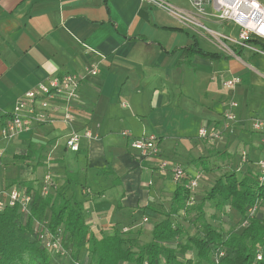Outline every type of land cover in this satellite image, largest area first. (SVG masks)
<instances>
[{
	"label": "crops",
	"instance_id": "1",
	"mask_svg": "<svg viewBox=\"0 0 264 264\" xmlns=\"http://www.w3.org/2000/svg\"><path fill=\"white\" fill-rule=\"evenodd\" d=\"M171 1L190 7L186 0ZM207 25L239 36L234 23ZM256 40L252 48L227 42L229 51L143 0H0V193L27 191L20 186L25 181L39 188L49 175L50 192L63 188L84 203L92 232L128 228L150 241L183 179L175 167L195 177L206 173L192 161L200 157L227 162L228 170L258 169L264 158L262 135L252 125L264 116V44ZM91 66L98 72L83 81L70 118L63 105L52 102L44 110L37 100L34 110H22L26 128L3 134L26 92ZM232 77L240 82L229 89L225 82ZM228 111L236 121L226 120ZM204 127L208 135L201 137ZM85 130L93 137L70 150L68 135ZM143 135L157 137V156L132 147Z\"/></svg>",
	"mask_w": 264,
	"mask_h": 264
},
{
	"label": "trees",
	"instance_id": "2",
	"mask_svg": "<svg viewBox=\"0 0 264 264\" xmlns=\"http://www.w3.org/2000/svg\"><path fill=\"white\" fill-rule=\"evenodd\" d=\"M256 41L264 44L262 40ZM27 157V154L19 155L20 159ZM202 159L192 161L201 164L206 172L212 171L209 162L203 159L206 162L202 163ZM260 177L259 167L248 168L241 177L235 169L227 170L214 181L201 202L191 203V191L186 183L194 176L187 173L178 181L171 207L154 225L148 242L132 235L130 229L98 235L87 224L82 201L67 196L63 188L42 195L40 187L22 182L20 186H25L27 192L33 190L31 212L25 215L18 206L0 210V264H58L54 252L48 250L36 234L35 220H46L51 232L61 234L70 255L63 264H85L81 259L84 251L91 256L90 264H215L214 256L219 249L225 251L219 264H264V216L250 214L252 207L264 202V181ZM219 196L217 206L222 207L223 201H229L240 215L241 230L226 232L206 219V202ZM194 211L197 216L192 218ZM172 216L193 222L196 232L187 233L185 226L173 223ZM182 236L186 237L184 241L172 244ZM189 251H195V257L179 256ZM259 253L262 258L258 260Z\"/></svg>",
	"mask_w": 264,
	"mask_h": 264
},
{
	"label": "built area",
	"instance_id": "3",
	"mask_svg": "<svg viewBox=\"0 0 264 264\" xmlns=\"http://www.w3.org/2000/svg\"><path fill=\"white\" fill-rule=\"evenodd\" d=\"M157 6L177 17L185 26L202 29L210 34L218 43L227 50L232 51L227 42L245 47H251V39L264 41V4L259 0H186L189 9L181 8L171 0H143ZM231 22L239 28V36L232 38L225 34H220L208 27V22ZM252 48V47H251ZM98 68L91 66L86 68L84 73H65L63 75L52 76L46 81L40 82L35 88L29 90L23 99L17 104L13 115L8 118L2 127L5 136H13L22 132L29 119L22 114V110L29 106L30 110L35 109L36 101L40 100L42 108L47 109L52 102L58 106L63 105L66 108V118H70L69 111L71 102L75 100L80 92L83 81L88 75H96ZM240 82V78L232 77L225 82V86L229 89L235 88ZM233 108L238 106L235 101L231 102ZM227 121H236L237 115L233 111L225 114ZM253 129L262 135L264 142V116L255 117L252 121ZM129 134V132H125ZM130 135V134H129ZM199 135L206 137L208 130L204 127L200 130ZM92 132L89 130L72 131L67 137V147L72 151H79L84 138H92ZM132 147L139 151L144 157L157 156L160 147L157 143L155 135H143L135 138ZM1 155V153H0ZM243 152V158L246 157ZM168 162L164 161L162 167H167ZM261 171V180H264V158L258 162ZM174 171L178 179L185 177V171L181 166L175 167ZM198 175L186 183V187L192 192L198 185ZM52 185L51 176L47 175L40 186L42 195L50 192ZM33 195L19 188L4 190L0 193V210L6 206H18L21 213L29 215L31 212ZM257 205L250 209V214L255 213ZM147 220V218H145ZM36 234L42 240L44 246L53 252L61 255L69 254V250L63 244V238L59 233H53L48 227L46 220H35ZM127 231L128 228L123 229ZM225 254L224 249H219L214 256V263L219 264L221 257ZM262 254L259 253L257 259H261ZM80 264V262L76 263Z\"/></svg>",
	"mask_w": 264,
	"mask_h": 264
},
{
	"label": "rangeland",
	"instance_id": "4",
	"mask_svg": "<svg viewBox=\"0 0 264 264\" xmlns=\"http://www.w3.org/2000/svg\"><path fill=\"white\" fill-rule=\"evenodd\" d=\"M259 1L264 4V0H259ZM186 4H188L187 1H186ZM238 158L243 159L242 155H239ZM226 164H227V162H221V164H220V161L218 163L213 162L210 164V167L212 168L211 172H206V173L200 172V174H199L200 176L198 177V185L190 193L191 203L201 202L204 194L211 188L214 181L217 178H219L225 171L228 170L229 166H227ZM235 170L237 171V173L241 177V174L245 171V168L235 169ZM220 198L221 197L219 196L216 200L206 202V204L204 206L206 219L210 223L215 225L217 228L222 229L226 232H229L232 229L241 230V227H243V225H240V223H239L240 222V215L238 214V212L234 208L231 207L229 201H223L224 205L222 207L217 206V201ZM256 205H257V207L255 210V213H260L264 216V202H258ZM191 216H192V218H195L197 216L196 212L195 211L192 212ZM172 221L174 224H182L183 226H185L187 228V233H189V234H194L196 232V228H195L196 225L193 222H186L184 220H181L177 216H172ZM185 236H182L179 239L174 240L172 242V244L175 245L178 241H181V240L184 241L186 238ZM54 253H52V254L54 256V259L58 262V264H63L67 259H70V255H68V254L61 255V254H58L56 252H54ZM179 256L181 258H183V257L184 258L185 257H195V251H189L185 255L180 254ZM81 259L85 264H90V262H91V256L87 251L83 252ZM205 264H207V263H205Z\"/></svg>",
	"mask_w": 264,
	"mask_h": 264
}]
</instances>
